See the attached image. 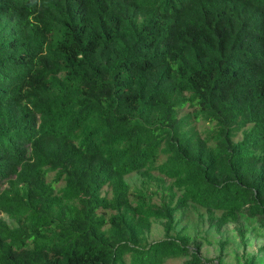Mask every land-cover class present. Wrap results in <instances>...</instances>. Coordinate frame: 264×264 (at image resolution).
I'll use <instances>...</instances> for the list:
<instances>
[{"label":"trees","instance_id":"16d2710c","mask_svg":"<svg viewBox=\"0 0 264 264\" xmlns=\"http://www.w3.org/2000/svg\"><path fill=\"white\" fill-rule=\"evenodd\" d=\"M191 205L264 219V0H0V264H227Z\"/></svg>","mask_w":264,"mask_h":264},{"label":"rangeland","instance_id":"374dc122","mask_svg":"<svg viewBox=\"0 0 264 264\" xmlns=\"http://www.w3.org/2000/svg\"><path fill=\"white\" fill-rule=\"evenodd\" d=\"M126 178L132 187L147 184L150 188H156L154 182H146L141 171H134ZM176 217L179 229L201 240L204 256L216 257L220 254L227 264H242L246 259L256 256L257 264H264V219L243 216L239 222L227 223L218 230L202 218L192 205L178 211ZM163 235V222L154 221L149 238L156 239ZM187 258L189 256L169 259L164 264H187Z\"/></svg>","mask_w":264,"mask_h":264}]
</instances>
